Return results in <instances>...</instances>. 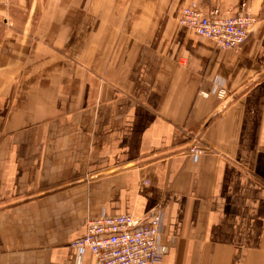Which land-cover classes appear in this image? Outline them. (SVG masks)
<instances>
[{
  "label": "crops",
  "instance_id": "0c3cea01",
  "mask_svg": "<svg viewBox=\"0 0 264 264\" xmlns=\"http://www.w3.org/2000/svg\"><path fill=\"white\" fill-rule=\"evenodd\" d=\"M190 2L245 3L244 43ZM156 209L161 264H264V0L0 4V264H94L88 218Z\"/></svg>",
  "mask_w": 264,
  "mask_h": 264
},
{
  "label": "built area",
  "instance_id": "2783aa9c",
  "mask_svg": "<svg viewBox=\"0 0 264 264\" xmlns=\"http://www.w3.org/2000/svg\"><path fill=\"white\" fill-rule=\"evenodd\" d=\"M9 0H0L6 5ZM242 3L241 11L234 14L221 13L212 7L203 13L196 3L184 5L178 14V23L198 36L210 40L214 47L222 50L238 49L245 41L248 28L254 17ZM226 91L219 88L218 97ZM190 152L202 150L191 147ZM162 220L158 209L142 217L131 214H113L90 217L86 221L83 235L71 241L79 259L83 249H88L94 264H161L165 245L158 241Z\"/></svg>",
  "mask_w": 264,
  "mask_h": 264
}]
</instances>
